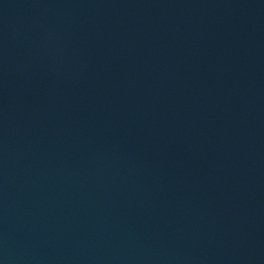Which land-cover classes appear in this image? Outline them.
<instances>
[{"label": "water", "instance_id": "1", "mask_svg": "<svg viewBox=\"0 0 264 264\" xmlns=\"http://www.w3.org/2000/svg\"><path fill=\"white\" fill-rule=\"evenodd\" d=\"M0 264H264V0H0Z\"/></svg>", "mask_w": 264, "mask_h": 264}]
</instances>
